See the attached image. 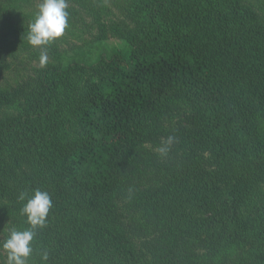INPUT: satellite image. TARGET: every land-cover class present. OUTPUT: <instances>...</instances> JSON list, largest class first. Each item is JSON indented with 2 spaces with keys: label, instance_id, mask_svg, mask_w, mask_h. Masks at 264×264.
Listing matches in <instances>:
<instances>
[{
  "label": "trees",
  "instance_id": "trees-1",
  "mask_svg": "<svg viewBox=\"0 0 264 264\" xmlns=\"http://www.w3.org/2000/svg\"><path fill=\"white\" fill-rule=\"evenodd\" d=\"M11 1L0 0L5 35L37 58L29 23L7 25ZM68 3L100 17L92 0ZM125 9L135 27L113 28L128 57L47 63L0 87L15 116L0 120V211L22 231L36 189L53 201L28 264H264V10L240 0ZM154 134L175 138L166 161L143 147Z\"/></svg>",
  "mask_w": 264,
  "mask_h": 264
},
{
  "label": "rangeland",
  "instance_id": "rangeland-1",
  "mask_svg": "<svg viewBox=\"0 0 264 264\" xmlns=\"http://www.w3.org/2000/svg\"><path fill=\"white\" fill-rule=\"evenodd\" d=\"M92 2L94 10L99 13L100 17L90 16L91 12L88 16L85 11H82L76 5L72 6L68 3L67 9L71 12L74 11V17L69 15V27L61 38L45 49L31 46L34 54L38 55L37 58L32 56L33 54H28L20 49L13 39L6 36L5 33H8V30L3 28V25H1L3 22L0 21V60L3 61L2 65L5 64L8 67V69H0V87L16 88L24 81H27L28 76L40 68L39 57L42 50L47 51V63L60 66L61 68H65L68 65L78 68L85 66L87 68L99 58L128 57L131 45L128 41L121 38L120 31L116 35L113 28L119 27L122 31L129 32L131 31L130 28L135 27L134 24L137 17H133L125 9L128 6V0H92ZM240 2L252 6L260 14L263 13L264 0H240ZM39 3L40 0H12L8 6L13 10L14 17L7 21V25L16 27H23L28 23L30 25L34 21ZM14 117V111L9 110L7 107H0V120H10ZM154 141L158 145L155 146ZM166 141L167 138L164 136L154 134L153 139L143 142V147L149 150L152 149L154 154L160 156L158 149L165 146ZM163 160H167L164 155L160 158V162ZM154 173L156 174V170L147 173L150 176V181L151 178L155 180ZM157 174L160 178L164 177L162 172ZM172 178L170 176L169 180ZM0 182L2 181L0 180ZM147 182H149V178L146 181L141 180L139 182L142 185L140 189L147 186ZM160 187H162V184H160ZM2 194L7 193L0 188V195ZM137 195L138 191L134 193L135 197ZM128 200H130L128 196L118 200V215L120 220L123 219L126 227H130V219L133 213H136V209H132L133 205ZM12 224L11 218L9 219L0 211V244L9 237L10 231L13 229H11ZM144 239L150 241L147 237H141V242ZM146 243L148 244L149 242ZM197 253L202 254L200 250ZM0 264H6V252L3 249H0Z\"/></svg>",
  "mask_w": 264,
  "mask_h": 264
},
{
  "label": "clouds",
  "instance_id": "clouds-1",
  "mask_svg": "<svg viewBox=\"0 0 264 264\" xmlns=\"http://www.w3.org/2000/svg\"><path fill=\"white\" fill-rule=\"evenodd\" d=\"M68 0H40L34 21L29 25L27 35L28 43L36 48L45 49L47 46L61 38L69 27ZM47 51L42 50L39 57L41 67L47 65ZM174 137L169 136L165 146L158 149L161 155L169 151L168 145L174 142ZM20 200H25L21 193ZM53 207L51 195L47 191L36 189L31 198L21 208V214L26 217L29 228L26 230L10 231L9 237L0 244V249L6 252V264H28V258L33 252L32 244L36 230L46 226L47 217ZM48 254H43L47 260Z\"/></svg>",
  "mask_w": 264,
  "mask_h": 264
}]
</instances>
